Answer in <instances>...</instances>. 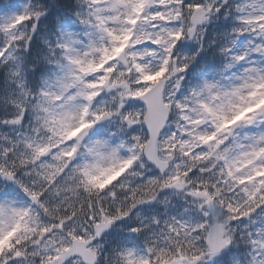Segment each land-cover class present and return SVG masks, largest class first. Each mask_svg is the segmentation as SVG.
I'll list each match as a JSON object with an SVG mask.
<instances>
[{"label":"snow or ice","instance_id":"6c2138e0","mask_svg":"<svg viewBox=\"0 0 264 264\" xmlns=\"http://www.w3.org/2000/svg\"><path fill=\"white\" fill-rule=\"evenodd\" d=\"M49 8L67 25L54 38ZM221 9L209 71L197 58ZM4 13L0 264H208L264 216V0H0ZM169 190L183 212L110 239ZM245 228L248 264H264V223Z\"/></svg>","mask_w":264,"mask_h":264},{"label":"trees","instance_id":"16d2710c","mask_svg":"<svg viewBox=\"0 0 264 264\" xmlns=\"http://www.w3.org/2000/svg\"><path fill=\"white\" fill-rule=\"evenodd\" d=\"M51 2H48L47 5L50 4ZM56 2L65 4V5H70V4H74L75 0H56ZM47 12H49L50 15L47 16L46 20L49 22L50 25L55 24V21L60 22V20L56 18V14L53 12L52 9H50V8L47 9ZM220 26L225 28L227 26V22L225 20H222L220 22ZM2 86H3V84L0 82V87H2ZM1 109H3V107Z\"/></svg>","mask_w":264,"mask_h":264}]
</instances>
